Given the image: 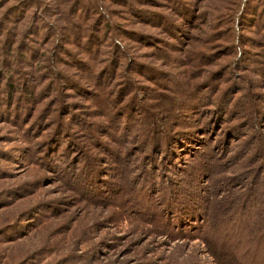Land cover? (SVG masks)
Returning a JSON list of instances; mask_svg holds the SVG:
<instances>
[{
  "label": "rangeland",
  "instance_id": "obj_1",
  "mask_svg": "<svg viewBox=\"0 0 264 264\" xmlns=\"http://www.w3.org/2000/svg\"><path fill=\"white\" fill-rule=\"evenodd\" d=\"M200 1L0 0V264H264V32Z\"/></svg>",
  "mask_w": 264,
  "mask_h": 264
},
{
  "label": "trees",
  "instance_id": "obj_2",
  "mask_svg": "<svg viewBox=\"0 0 264 264\" xmlns=\"http://www.w3.org/2000/svg\"><path fill=\"white\" fill-rule=\"evenodd\" d=\"M187 1H189V0H180V1L179 0H169V2L172 3L175 11L181 12L186 19L188 17L191 20L192 15H195V13H194V10L192 8V5L190 3H188ZM241 1H242L241 2V11L237 12L238 14H237V17L235 18L236 22H234L235 26L240 27L242 29H245V28L252 29L253 28V29H255V31L264 32V0H241ZM203 2H206V0L200 1V3H203ZM186 7H188V10H189L188 14H184V12H183V10ZM228 29H232V28H228ZM238 35L239 36L241 35L240 32H238ZM95 38L97 39L96 35L93 36V39H95ZM263 38H264V34H263ZM243 54H244L243 50L241 49L239 56L235 60L241 62L243 59ZM108 70L106 69L105 73ZM205 93L206 92H200L198 94V96H196L197 97L196 99L202 100ZM217 93L218 92H216V93L214 92V96H213L214 101L216 103V106L214 107L213 110H216V109L223 110L224 109L222 106V104H223L226 108L225 112H227L230 109L229 105L224 101V98L217 97ZM30 97H32V95ZM211 98H209V101ZM12 99H14V98L12 97ZM29 99H31V98H29ZM191 101L193 103L197 104L195 98L194 99L192 98ZM174 110H176V109H174ZM22 112H25V111L24 110L21 111L20 104H19L14 109L8 110V112L6 113V116H8V118L15 117V120H20L23 117ZM27 112L32 113L31 107H29L27 109ZM29 118H31V117L29 116ZM129 121L130 120H128L127 124L130 123L131 125H133L132 121L131 122H129ZM185 131L186 130H184V128H179L175 132L168 133L167 131L161 129L160 134L162 136L165 137L166 133L170 134V137L168 139V142H167L164 150L161 151V153H164V156H166L168 154L170 159L174 160L173 159L174 157H175V159H178L179 158L178 155L180 154L179 151L180 150L184 151V149H186V147H189L192 145L191 142H189V140L186 141L187 138L183 136V135H185L184 134ZM189 136H191V135H189ZM153 145H157V148L162 147V145H160L158 142L156 144H153Z\"/></svg>",
  "mask_w": 264,
  "mask_h": 264
}]
</instances>
